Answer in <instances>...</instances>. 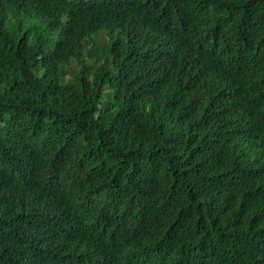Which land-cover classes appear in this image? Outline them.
I'll return each mask as SVG.
<instances>
[{"label": "trees", "instance_id": "1", "mask_svg": "<svg viewBox=\"0 0 264 264\" xmlns=\"http://www.w3.org/2000/svg\"><path fill=\"white\" fill-rule=\"evenodd\" d=\"M0 264H264V0H0Z\"/></svg>", "mask_w": 264, "mask_h": 264}, {"label": "rangeland", "instance_id": "2", "mask_svg": "<svg viewBox=\"0 0 264 264\" xmlns=\"http://www.w3.org/2000/svg\"><path fill=\"white\" fill-rule=\"evenodd\" d=\"M94 40L96 41V43H97L98 45H100L101 43L104 42L105 38H104L103 34H98V35H96V36L94 37ZM73 72H74V69H73ZM71 73H72V71H71Z\"/></svg>", "mask_w": 264, "mask_h": 264}]
</instances>
